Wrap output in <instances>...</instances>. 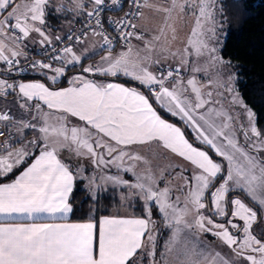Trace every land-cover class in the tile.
Returning <instances> with one entry per match:
<instances>
[{
    "label": "snow or ice",
    "instance_id": "snow-or-ice-1",
    "mask_svg": "<svg viewBox=\"0 0 264 264\" xmlns=\"http://www.w3.org/2000/svg\"><path fill=\"white\" fill-rule=\"evenodd\" d=\"M111 2L115 5L118 0ZM72 3L69 10L95 18V26L85 23L79 34L53 38L45 31L49 0H0V62L7 65L6 71H23L19 58L27 54L21 45L33 33L40 37L34 42L42 47L52 46L54 41L69 43L53 47L49 62L34 61L32 70H47L44 74L52 84L65 75L69 65L80 64L82 70L72 77L69 87L62 88L39 80L10 83L0 78V97L15 93L22 101L19 107L29 112L34 108L32 120L39 121V126L16 121L11 109L0 111V123L4 124L0 137H5L0 143V176L7 177L33 157L15 179L0 183V264H143L144 257L150 258L148 264H264V230L259 235L254 233L258 214L264 213V157L259 155L264 152V133L256 127L255 114L248 109L249 128L243 130L246 143L241 144L232 117L209 106L212 93H203L195 77L186 84L180 77L183 65L189 62L187 57L192 55L206 56L212 66L225 63L212 43L217 28L216 0H170L169 7L156 9L164 14V21L152 41H175L176 21L185 12L194 18L182 52H171L173 56L181 55L180 65L169 66L167 71L163 67L153 71L152 65H160L161 61L141 55L131 44L132 38L144 41V33L132 21L133 16L142 18V12L125 13L124 18L115 21L109 18L126 45L114 55L116 38L106 34L101 22L105 0H91L90 10L84 0ZM131 4L136 9L142 7L140 0H131ZM90 33L100 38L99 43L78 52L74 45L84 44ZM152 41L144 44L149 53L154 50ZM97 48L105 54L96 63L83 66V60L96 54ZM55 62L61 66L54 67ZM84 74L123 75L138 81L150 95L115 82L98 83ZM173 78L176 83L167 86ZM151 98L173 116H180L194 130L195 139L222 159H214L209 150L190 142L180 127L163 119ZM238 99L233 97L234 102ZM71 117L82 123L72 124ZM13 126L19 135L24 129H33L38 135L27 145L13 147ZM249 140L252 143H247ZM153 143L187 162L188 167L174 166L180 169L184 181L183 200L180 196L173 199L167 183L160 186L166 170L156 175L151 160L134 150L137 145ZM64 150L90 159L94 168L107 170L114 166L118 173L84 177L83 169L78 168L74 174L62 159ZM119 171L131 173L135 180L124 179ZM78 175L88 180L90 188L109 183L124 186L127 193L121 195V201L129 205L133 199L141 201L144 214L98 219L92 216L84 222H69V215L75 211L71 197ZM238 191L255 206L246 203L236 194ZM153 206L163 217L165 227L171 229L160 260L156 259L158 229ZM215 217L225 222H217ZM203 234L217 238L233 257L226 258L209 248L200 239Z\"/></svg>",
    "mask_w": 264,
    "mask_h": 264
},
{
    "label": "rangeland",
    "instance_id": "rangeland-1",
    "mask_svg": "<svg viewBox=\"0 0 264 264\" xmlns=\"http://www.w3.org/2000/svg\"><path fill=\"white\" fill-rule=\"evenodd\" d=\"M52 2L53 7L55 8H60L61 5H63L67 10H69L71 7H73L72 0H49V2ZM88 1L91 3V0H84V3L86 4V8L88 7ZM19 2V0H17ZM51 5V4H50ZM150 5V6H149ZM170 6V0H147V3H145V0L142 4L140 12L143 13L142 18H137L135 21V24L137 25V30L144 33V41L137 40V45L135 46V49H138L141 51V55L148 54L152 57L153 60H160L161 64L160 65H152V70L157 71L159 68L163 67L165 71H167V68L169 66L171 67H177L181 63V55H176L173 56L171 55V52H177L178 50L182 52V49L185 47V42L186 39L193 27L194 24V18L189 12H185L183 15L182 19H178L176 21V29H177V39L175 41H170L171 34L169 33V41L170 43L166 44L163 38L160 41H152L153 36L157 35L159 32V28L163 24L164 21V14L162 12L157 11V8L161 7H169ZM63 8L61 10H63ZM220 2L216 0V21H217V28H216V36L214 40L212 41L213 45L218 49L217 55L220 56L219 50L220 47L224 41L225 35H226V24L225 21L222 19L221 16V10H220ZM175 15V14H174ZM47 28V27H46ZM92 36H88L87 38H90ZM97 39L100 38L98 36ZM94 41H97L96 39H93ZM145 41H152L154 45V50L151 51L150 53L148 52L147 49H145L144 44ZM85 42H88V39L85 40ZM80 46V49L76 48V50L80 51L83 46V44L78 45ZM169 48L170 51L165 52L162 51L163 48ZM27 48V47H26ZM126 47H114L113 48V54L119 53L121 50H124ZM25 49V48H23ZM104 52H101L96 49V54L94 55H89L88 57H91L87 59L84 63L83 66H87L88 64L96 63L99 61L100 56L104 55ZM94 56V57H92ZM189 62L185 65H183V69L180 73V77L182 80L187 82L188 79H191L193 77L196 78L198 85L202 86V92L207 93L211 92L212 93V103L211 107L216 108V109H222L225 111L227 114H229L232 117V126L235 129V133L237 137L239 138V141L241 144H245V137L243 135V130L249 128V120L247 116V110L252 109L247 106L242 98L240 97L238 90H237V80L238 76L233 69L232 65L230 62L226 59H223L225 63L221 65H216L212 66L208 62V58L206 56L204 57H196L195 55H192L190 57H187ZM59 63H56L55 66H61L58 65ZM54 66V67H55ZM199 67L201 71H193L194 68ZM44 72H47V70H44ZM44 72H42L44 74ZM41 72L34 71L33 74L37 76H13V77H5V76H0V78H5L7 79L10 83L12 82H27V81H35L39 80L41 82H44L41 78L38 77V75ZM48 75H51L50 72L47 73ZM81 72H70L67 75L65 74L64 76L66 79V82L69 84V81L72 79L73 76L79 75ZM85 75V74H84ZM45 76V74H44ZM62 76V77H64ZM101 76V75H100ZM46 77V76H45ZM62 77H60L58 80H60ZM109 78L111 76H108ZM118 77H125L123 75H120ZM129 78V77H125ZM47 79V78H46ZM98 79V78H97ZM105 79V80H104ZM131 79V78H129ZM99 80L104 81V82H111L113 80L106 79L105 76L99 78ZM132 80V79H131ZM50 83H52L50 80H47ZM98 82V81H97ZM100 82V81H99ZM138 82V81H136ZM170 85L176 83V79L173 78L169 81ZM211 82V83H209ZM45 83V82H44ZM139 83V82H138ZM65 87V86H64ZM67 87V86H66ZM133 87L137 88L136 86L133 85ZM62 88V87H61ZM231 89V91H229ZM190 93V89H189ZM238 96L239 99L234 102L233 97ZM3 98V100L8 103V104H13L14 109H16V114L14 115L15 118H18L22 120V118L26 119H31L35 115V109L33 108L31 112L26 111L25 109H21L19 107V104L22 102L16 98L15 93L10 92L6 97H0ZM207 98V97H205ZM242 101V103H241ZM160 107V106H159ZM9 109V108H6ZM44 111H48L47 108H44ZM253 112V111H252ZM254 113V112H253ZM178 118L177 116H174ZM181 118V117H180ZM179 119V118H178ZM33 121V120H32ZM182 123L189 129L191 132L192 136L195 138V132L194 130L185 123L184 120H181ZM39 122V121H38ZM72 124H76L74 122H71ZM39 126V123H37ZM24 130H29V129H24ZM31 132V131H30ZM32 133L37 136L38 133L33 130ZM249 135L251 133L249 132ZM33 137V136H32ZM255 137H253V140ZM31 140V139H30ZM29 140V141H30ZM196 140V139H195ZM198 141V140H197ZM247 143H252V140L247 141ZM27 145V142L25 143ZM207 146V145H206ZM136 151L139 152L140 149L136 147ZM146 151L150 153L149 156L145 155L151 160V169L152 171L156 174L159 175L161 170H166L165 175H164V183H161L160 186L163 187L165 183L168 184V186L173 190V199L176 196H180L181 200L184 198V192L181 191V186L183 185L184 181L179 175L180 169L175 168L174 166L179 164L182 165L183 167H188V164L186 161H182L179 157L177 156H171L169 153L166 151H162L161 153L155 149L153 144L148 145L146 148ZM214 154V153H213ZM215 155V154H214ZM259 155L261 157H264V152H260ZM62 159L65 157L69 160H72L71 167L74 172L76 173V170L78 168H82V176L87 177V176H92L95 175L97 178L99 176L104 175L105 172H108L109 174H117L118 170L113 166L110 169L107 170H101L98 168H94L91 162L85 161V157H78L72 152L68 150H64L61 153ZM88 159V158H87ZM214 159L220 160L222 158L214 156ZM90 160V159H88ZM226 163V162H225ZM169 165H172L173 167L170 168ZM143 167V165H141ZM170 173V174H169ZM119 174L123 176L124 179L134 181L135 177L131 173H125L123 171H119ZM81 178L80 175L77 176L76 180H79ZM87 180V179H84ZM99 179H97V183H99ZM76 181L74 182V188H76ZM85 183V182H84ZM81 185V184H80ZM87 186H88V180H87ZM111 187L118 191L120 193V196L122 194L127 193V189L124 186L121 185H112V184H107V187ZM86 187V186H84ZM89 187V186H88ZM107 187H102L100 190H106ZM96 188V187H95ZM85 188L87 193L91 196H97L96 194L99 193V190L97 191V188ZM120 189V191H119ZM97 191V192H96ZM186 191V189H185ZM96 192V193H95ZM236 194L240 195L242 199H245L246 203H250V206H255V202H250L248 199H246L244 193L237 192ZM134 200V199H133ZM131 201V203L133 202ZM122 202V201H121ZM141 202V201H140ZM123 204L128 203L127 201L122 202ZM142 205V202H141ZM143 207V205H142ZM153 219L156 221V227L158 229L157 231V241L161 239L162 235L165 233L167 234L166 239L159 244L160 247V252L163 251L164 248V242L168 239V237L171 234V229L168 227H165L163 217L158 213L156 210V207L154 206L153 208ZM206 215L208 214L207 212L205 213ZM215 217L217 219V222H225L223 218ZM238 223H242L240 221H237ZM261 230H264V213L258 214V222L254 225V233L259 235ZM201 240L205 242L207 245H214V247L218 248L225 254H227L229 257H233V254L231 253V250L227 248L226 245L222 244L217 238L212 237L211 235L208 234H203L200 237ZM160 252L157 251V260H160ZM149 257H144L143 259V264H148L149 262Z\"/></svg>",
    "mask_w": 264,
    "mask_h": 264
},
{
    "label": "trees",
    "instance_id": "trees-1",
    "mask_svg": "<svg viewBox=\"0 0 264 264\" xmlns=\"http://www.w3.org/2000/svg\"><path fill=\"white\" fill-rule=\"evenodd\" d=\"M220 2V10L222 19L226 24V35L224 41L220 47L219 53L223 59L230 62L235 70L237 80V90L244 101L255 114L256 127L264 133V0H218ZM51 4V5H50ZM87 9H91V3L88 1ZM86 5V4H85ZM52 2H49L50 15L47 17L46 27L58 31V34H64L73 24L83 20L86 14H77L76 12L67 10L66 7L63 10L56 11ZM110 13H116L117 11H109ZM89 36H92L89 34ZM40 45V44H39ZM38 46V45H37ZM118 47V46H116ZM114 48V47H113ZM102 52V51H101ZM94 57V56H92ZM83 60L84 63L87 59ZM81 65H69L65 74L70 72H81ZM0 76L13 77V76H37L32 72L24 75H16L6 71V69L0 68ZM94 77H103L100 75H93ZM46 84L53 88H61L67 86L66 79L62 77L55 84L47 81L46 77L42 74L38 75ZM109 80L121 81L127 85H134L137 88H141L145 95H150L148 89L138 82L125 77H106ZM153 107L162 116L177 123L184 131L186 137L195 146L204 150H209L208 146L195 140L189 129L182 123V121L173 115L169 114L161 107L157 105L153 98H151ZM3 98H0V110L6 109L8 106ZM16 110V109H15ZM12 109V115L16 114V111ZM15 117V116H14ZM23 119V118H22ZM24 121L32 122L31 119H25ZM3 124V123H2ZM4 126V124H3ZM33 130V129H29ZM28 130V133H24L25 137L31 135L32 132ZM13 136V145H15V132L13 127L11 128ZM27 141H24L23 145H26ZM12 145V146H13ZM210 151V150H209ZM210 155L215 156L211 151ZM33 157H29L24 164L20 165L10 173L7 177L1 178L0 181L10 178L19 173L27 164L31 162ZM70 164L71 162L68 161ZM71 165V164H70ZM76 188L72 193L71 203L74 207V214H70V220H88L94 216L98 219L100 216L107 215L113 208L119 207L120 200L118 197V191L111 187H107L106 190H99L95 198H90L91 195L82 187L81 179L75 180ZM81 184V185H80ZM239 192V191H238ZM241 193V192H240ZM134 208V213L143 215L144 210L139 200H133L131 203ZM154 208V206H153ZM168 233H164L157 241V251L160 252L159 244L166 239Z\"/></svg>",
    "mask_w": 264,
    "mask_h": 264
},
{
    "label": "built area",
    "instance_id": "built-area-1",
    "mask_svg": "<svg viewBox=\"0 0 264 264\" xmlns=\"http://www.w3.org/2000/svg\"><path fill=\"white\" fill-rule=\"evenodd\" d=\"M144 0H140L141 5L143 4ZM140 11L141 7L139 9H136L132 6L131 0H118V3L113 5L111 0H105L104 10L101 13V22L103 24V29L105 30L106 34L110 38H116L114 40V47H126L125 42L123 40H120L118 37L117 31H115L116 25L114 23L109 22V18H111L113 21L119 20L121 18L125 17V13L129 12H135ZM109 11H117L116 13H110ZM137 17L133 16L132 21L135 23ZM85 23H90L93 26H95V18H89L87 15L85 18L75 24H73L63 35L65 36L68 33L75 32L76 34H79L81 31L84 30ZM99 30V29H98ZM91 34V33H90ZM69 43L68 41H63L60 44H56L54 41V44L52 46L42 47L41 45L35 46V47H27L24 49L26 52V57L21 56L19 58V68H22V72H18L15 69L11 72L16 75H24L27 73L32 72L30 65L34 61L43 60L44 62H49L51 55H53L52 48L53 47H63L65 44ZM132 43V39H131ZM75 46V45H74ZM55 62L53 66H55ZM0 68L6 69L7 65H5L3 62H0ZM1 111V110H0ZM28 122V121H27ZM0 129H4V126L2 123H0ZM6 136L8 135L7 129H5ZM5 137H0V143H3Z\"/></svg>",
    "mask_w": 264,
    "mask_h": 264
},
{
    "label": "crops",
    "instance_id": "crops-1",
    "mask_svg": "<svg viewBox=\"0 0 264 264\" xmlns=\"http://www.w3.org/2000/svg\"><path fill=\"white\" fill-rule=\"evenodd\" d=\"M45 31L47 32V34L49 35V36H51V37H55L56 35H62V34H58V31H56V30H53V29H50V28H46L45 27ZM40 39V37L38 36V34H35V33H33L32 34V37L30 38V39H28V40H26V41H24V43H23V45H21V47L22 48H26V47H35V46H37V45H39V43H36V42H34V41H38ZM88 39V42H84V44H83V46H81V48L83 49V48H86V47H92L93 45H95V44H98L99 43V39H97V37H95V36H92V37H90V38H87ZM86 39V40H87ZM93 39H96L97 41H94ZM133 46H134V48H136L135 46L137 45V39H135V38H132V43H131ZM78 45H81V44H76L74 47H75V49L76 48H78V49H80V46H78ZM99 50V49H98ZM78 51V50H77ZM100 51V50H99ZM79 52V51H78ZM58 65H60V64H58ZM55 67H57V65L55 66ZM34 72V70L32 71V73ZM40 74H42V75H44L42 72L40 73ZM39 74V75H40ZM89 79H93V80H95L96 82L98 81V83H107V82H104V81H101V80H99V78H101V77H94L93 76V74H85ZM98 78V79H97ZM105 80V79H104ZM100 81V82H99ZM111 82H115V83H119V84H123V85H125L126 87H133V85H127V84H125V83H122L121 81H116V80H113V81H111ZM168 83H170V82H168ZM167 86H169V87H171V85L170 84H168ZM66 87V86H65ZM67 87H69V84L67 85ZM138 90H140V91H142L144 94H145V92L141 89V88H137ZM154 99V98H153ZM154 101H155V99H154ZM156 102V101H155ZM157 103V102H156ZM157 105L158 106H160V104L159 103H157ZM8 107L7 108H9V109H11V112H13L12 111V109L13 110H15L14 109V105L13 104H8L7 105ZM161 107V106H160ZM46 108V107H45ZM163 110H165L166 112H168L167 111V109L166 108H163V107H161ZM48 110V109H47ZM2 111H5V110H2ZM158 112V111H157ZM169 114H171L170 112H168ZM159 114V113H158ZM163 119H165V120H167L169 123H172V124H175L177 127H180L177 123H175V122H173L172 120H170V119H168V118H166V117H164V116H162L161 114H159ZM172 115V114H171ZM178 117V116H177ZM180 120H182L181 118H180V116L178 117ZM26 118L24 117L22 120H25ZM15 120L16 121H19L20 119H18V118H15ZM70 120H71V122H74V123H82V122H80V121H78V119L77 118H75V117H71L70 118ZM29 122V121H28ZM32 122H34V123H39L38 122V120L37 121H32ZM181 128V127H180ZM13 130H14V132H15V126H13ZM29 131H33V130H29ZM24 133H28V130L26 131V130H23V135H19V134H17L16 132H15V138H14V140H15V145H13V147H20L21 145H23L24 144V141H29L30 139L32 140L34 137H36V135H35V133L33 134V133H31V135H29V136H26L25 137V135H24ZM33 136V137H32ZM18 141V142H17ZM147 146L148 145H137V146H135L134 147V150L136 151V147H138L139 149H140V153L141 154H143V155H147V156H149L150 155V153H148L147 151H146V148H147ZM153 146L155 147V149L157 150V151H159L160 153L162 152V151H166V150H164V149H162V148H160L157 144H155V143H153ZM167 153H169L171 156H174L175 154H173V153H171V152H169V151H166ZM176 156V155H175ZM182 161H183V159L182 158H180ZM63 160L66 162V163H68V161H70L71 163H72V160H69V159H67V158H63ZM85 161H87V162H91V160H88L86 157H85ZM31 163V162H30ZM29 163V164H30ZM70 163V164H71ZM69 164V163H68ZM69 164V165H70ZM28 166V164L24 167V168H26ZM71 166V165H70ZM23 168V169H24ZM72 168V167H71ZM23 169L21 170V171H23ZM20 171V172H21ZM19 172V173H20ZM19 173H17L16 175H19ZM16 175H14V176H12V177H10V178H7V179H5V180H2V181H0V183H8V182H11L13 179H15V176ZM1 178H4V177H2V176H0V179ZM82 187H84V186H86V187H84V189L85 188H87V189H89L90 187H88L87 186V180H84L83 178H82ZM85 182V183H84ZM100 183V182H99ZM105 187H107V184H105L104 185ZM103 186V187H104ZM109 187V186H108ZM91 188H95V186H93V187H91ZM102 187H100V188H97V191L98 190H100ZM96 189V188H95ZM96 191V192H97ZM119 191H120V189H119ZM88 192V191H87ZM95 192V193H96ZM118 194V197H119V200H120V206L119 207H117V208H113L111 211H110V213H108L107 215H116V214H118V215H121V216H125V215H127V216H141V215H139V214H136V213H134V208H133V206H132V204H130L129 205V203H125V204H123L122 202H121V196H120V193H117ZM103 216H105V215H103ZM69 217H70V215H69ZM84 221H86V220H70L69 219V222H84ZM208 247L209 248H211V249H213L214 251H216V252H220L221 254H222V256H224V257H226V258H231V257H229L227 254H225L224 252H222L221 250H219L218 248H216V247H214V245H208Z\"/></svg>",
    "mask_w": 264,
    "mask_h": 264
},
{
    "label": "flooded vegetation",
    "instance_id": "flooded-vegetation-1",
    "mask_svg": "<svg viewBox=\"0 0 264 264\" xmlns=\"http://www.w3.org/2000/svg\"><path fill=\"white\" fill-rule=\"evenodd\" d=\"M219 219V218H218Z\"/></svg>",
    "mask_w": 264,
    "mask_h": 264
}]
</instances>
